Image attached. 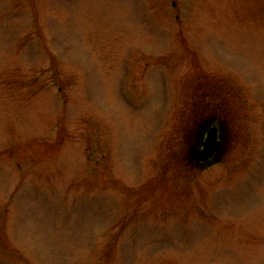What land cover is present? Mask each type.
Returning <instances> with one entry per match:
<instances>
[{
  "label": "rangeland",
  "instance_id": "rangeland-1",
  "mask_svg": "<svg viewBox=\"0 0 264 264\" xmlns=\"http://www.w3.org/2000/svg\"><path fill=\"white\" fill-rule=\"evenodd\" d=\"M0 264H264V0H0Z\"/></svg>",
  "mask_w": 264,
  "mask_h": 264
},
{
  "label": "flooded vegetation",
  "instance_id": "flooded-vegetation-1",
  "mask_svg": "<svg viewBox=\"0 0 264 264\" xmlns=\"http://www.w3.org/2000/svg\"><path fill=\"white\" fill-rule=\"evenodd\" d=\"M220 112H215L209 114L206 117H201L195 120V131L192 149L190 150L189 157L192 161V164L196 167H202L205 165H212L216 162L221 161V156L223 155L224 150L226 149L228 139H227V126L222 118L219 116ZM197 121V122H196ZM216 129V139L219 143L218 150L214 156L206 162H198L196 154L202 148V144L206 139L207 133L212 129Z\"/></svg>",
  "mask_w": 264,
  "mask_h": 264
},
{
  "label": "water",
  "instance_id": "water-1",
  "mask_svg": "<svg viewBox=\"0 0 264 264\" xmlns=\"http://www.w3.org/2000/svg\"><path fill=\"white\" fill-rule=\"evenodd\" d=\"M219 143L216 139V129L212 128L206 136L202 144V148L197 152L196 157L198 162H206L214 156L218 150Z\"/></svg>",
  "mask_w": 264,
  "mask_h": 264
},
{
  "label": "trees",
  "instance_id": "trees-1",
  "mask_svg": "<svg viewBox=\"0 0 264 264\" xmlns=\"http://www.w3.org/2000/svg\"><path fill=\"white\" fill-rule=\"evenodd\" d=\"M190 158V157H189ZM190 161H191V159H190ZM191 163H192V161H191ZM209 165H205V166H203V168H206V167H208ZM198 168H200V167H198ZM201 169H202V167H201Z\"/></svg>",
  "mask_w": 264,
  "mask_h": 264
}]
</instances>
